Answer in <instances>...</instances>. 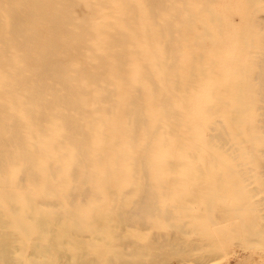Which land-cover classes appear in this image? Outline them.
<instances>
[{"label":"bare ground","instance_id":"1","mask_svg":"<svg viewBox=\"0 0 264 264\" xmlns=\"http://www.w3.org/2000/svg\"><path fill=\"white\" fill-rule=\"evenodd\" d=\"M252 178L264 0H0V264L250 248Z\"/></svg>","mask_w":264,"mask_h":264},{"label":"rangeland","instance_id":"2","mask_svg":"<svg viewBox=\"0 0 264 264\" xmlns=\"http://www.w3.org/2000/svg\"><path fill=\"white\" fill-rule=\"evenodd\" d=\"M232 22H236V17L232 16ZM258 170V169H257ZM254 171V173H260L262 169L258 171ZM250 184L248 187H255V196L253 199L260 200L262 197H264L263 192H259L257 188L258 181L254 178L250 179L248 181ZM233 221V220H232ZM231 222L224 223L222 225H227ZM145 233L153 234L154 231L146 230ZM196 234L191 233L189 238H195ZM254 245L252 247L247 248L244 247L240 242L241 239L232 238L229 244H223L221 246V251L212 257L205 258L204 263L202 264H264V240H261L259 238H254ZM147 259V258H146ZM168 264H173V260L169 259ZM156 264H165L162 261ZM190 264V263H189Z\"/></svg>","mask_w":264,"mask_h":264}]
</instances>
